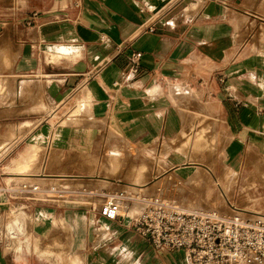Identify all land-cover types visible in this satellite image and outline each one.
Segmentation results:
<instances>
[{
    "label": "crops",
    "instance_id": "0c3cea01",
    "mask_svg": "<svg viewBox=\"0 0 264 264\" xmlns=\"http://www.w3.org/2000/svg\"><path fill=\"white\" fill-rule=\"evenodd\" d=\"M26 2L29 14L0 23V165L30 144L67 152L98 128L144 150L200 121L205 132L213 126L220 160L234 173L242 156L264 155V0ZM135 52L140 72L128 75ZM41 82L43 116L31 111L36 93L21 96ZM114 150L109 157L123 155ZM181 153L171 150L166 161L182 178ZM13 182L22 188L5 185ZM65 191L72 201L83 196ZM49 211L48 226L54 214L71 226L82 264H188L182 252L153 249L125 214L109 221L95 208ZM11 251L0 239V264H37Z\"/></svg>",
    "mask_w": 264,
    "mask_h": 264
},
{
    "label": "rangeland",
    "instance_id": "374dc122",
    "mask_svg": "<svg viewBox=\"0 0 264 264\" xmlns=\"http://www.w3.org/2000/svg\"><path fill=\"white\" fill-rule=\"evenodd\" d=\"M26 3V0H0V23L3 24L12 18H22L26 13L29 14ZM44 84L42 82L37 86L33 84V88L24 86L26 89L21 95L30 96L36 93L37 99L31 111L41 116L49 113L48 111L43 113L46 111L42 101L41 86ZM11 97L15 99L14 96ZM39 105L42 108H38ZM52 123L57 122L54 119ZM36 125L37 123L32 124V127ZM203 127L204 124L200 121L195 128L194 124L190 125L191 133H187L184 128L179 134L180 139L176 138L169 142L162 140L144 150L127 146L109 130L98 128L101 129L98 134L91 131L86 133L81 146H72L67 152L60 151L52 145L49 148L44 147V150L37 145L30 144L17 157L10 156L0 165V193L5 201L4 206L0 208V228L6 251L13 250V240L9 239L8 235L6 236L5 225L9 230L15 228L18 230L20 240L17 241L19 243L21 240L28 242L29 252H19L20 257H25L24 263L26 259H32L37 264H82L83 256L76 250L71 226L65 221H56L55 214L48 226L44 212L54 210L57 214L59 208L65 206L95 208L100 211L104 203V195L122 193L125 197L131 198L119 203L120 214L130 217L140 213L143 208L141 201L143 197H158L173 202L178 208L185 210H217L227 215H234L232 208H239L258 212L264 216V155L248 153L242 156L241 168L236 170L238 174L232 171L233 181L229 172L231 170L222 164L216 151V142L212 139L213 126L206 132L202 129ZM21 128L22 125H18L19 139L22 137L19 133ZM193 130L195 132H192ZM9 132V140L12 142L13 131ZM200 133L202 139L197 140ZM223 139L221 138V142ZM35 147L37 166L35 171L30 173L34 174L39 170L37 174L42 173L48 176L41 177L44 179L36 178L39 180L31 179L33 177H30L28 181L20 180L21 176H15L13 170L18 161L26 157ZM114 149L120 150L123 155L119 158L118 154L117 160L112 162L113 169L106 170L101 166H108L111 161L108 154ZM171 150L182 152L181 154L186 158V163L181 170L182 178L173 172L174 170L166 161L167 154ZM220 156L222 157V154ZM12 158L14 159L11 161ZM40 161L43 162V166ZM141 171L145 174L139 183L136 177ZM49 175H70V177L65 176L66 179L63 178L65 181L60 182L57 181V176ZM104 177L107 178L104 181H108L109 184L100 181ZM4 180L9 184L12 181L22 183L25 188L35 191L30 192L27 189L23 192L17 191L21 187L14 182L8 188ZM137 183L141 187L133 186ZM59 185L60 188L63 185L62 189L66 188L67 192L72 190L82 192L83 194H80L83 196H79L78 199L74 198L72 201V197L67 195L69 193L51 192L52 189L57 191ZM26 205L30 207L27 209ZM33 213L35 215H32ZM99 235L101 236V233ZM28 253L29 255H26Z\"/></svg>",
    "mask_w": 264,
    "mask_h": 264
},
{
    "label": "built area",
    "instance_id": "2783aa9c",
    "mask_svg": "<svg viewBox=\"0 0 264 264\" xmlns=\"http://www.w3.org/2000/svg\"><path fill=\"white\" fill-rule=\"evenodd\" d=\"M140 58L138 52L129 57L128 75L140 72ZM125 199L131 198L106 195L101 217H124L116 201ZM142 202L140 213L131 218L132 228L155 250L182 252L189 264H264V221L217 210H185L158 197H143Z\"/></svg>",
    "mask_w": 264,
    "mask_h": 264
},
{
    "label": "bare ground",
    "instance_id": "6f19581e",
    "mask_svg": "<svg viewBox=\"0 0 264 264\" xmlns=\"http://www.w3.org/2000/svg\"><path fill=\"white\" fill-rule=\"evenodd\" d=\"M23 86V85H22ZM38 108H42V106L39 105ZM81 110V109H80ZM201 138V133L198 134V139L197 140H200ZM202 139V138H201ZM193 141V139H192ZM195 143V142H194ZM199 143V142H198ZM116 151V150H114ZM191 152V150L189 151V153ZM36 154H37V149L35 147V149H32L31 151H29L28 155L26 157H23L20 161H18L17 163V166L15 167V170H13L14 175L15 176H21V179L20 180H24V181H28L30 180V177H33L31 179H36V178H39V179H44V178H41V177H47L48 175H44L42 173H38L39 170L36 172V173H30V172H33L35 171V167L37 166V158H36ZM119 152H111L110 153V156L111 158H109L111 161L108 163V166L107 165H102L101 167L108 170V169H113V161H116L117 160V156H118ZM120 156V155H119ZM40 164H41V161H40ZM39 164V165H40ZM50 165V164H49ZM48 165V166H49ZM11 168V167H10ZM119 169V168H118ZM117 169V170H118ZM11 170V169H10ZM40 172H41V168H40ZM209 172V171H207ZM206 172V173H207ZM231 176L232 177V180L234 181V173L232 171H229ZM144 171H141L137 174V182H139L140 180H143V177H144ZM209 175V174H208ZM210 176V175H209ZM57 181H60L61 179L63 180L64 178V175H59L57 176ZM236 178V177H235ZM39 179H36V180H39ZM104 179H107L106 177L103 178V180L100 179V181H103L105 184H109L108 181H104ZM162 182V181H161ZM140 183V182H139ZM163 184V183H162ZM52 187H55L54 185H51ZM63 186V185H62ZM62 186H61V191H56L55 190H51V192H57V193H63L62 191L66 190L65 189H62ZM133 186H137V187H141V185H139L138 183L137 184H133ZM22 188H25L24 186H22ZM26 189H29V188H26ZM146 189V188H145ZM31 190V189H30ZM32 191H35V190H32ZM144 191V190H143ZM223 193V192H222ZM227 195V194H226ZM61 196V195H60ZM226 199V198H225ZM228 199V198H227ZM226 199V200H227ZM142 201V200H141ZM167 201V200H166ZM169 202V201H168ZM119 203H120V200L116 201V205L118 206V213L120 216H122L120 214V207H119ZM171 204L175 205L173 202H170ZM143 204V203H142ZM176 206V205H175ZM177 207V206H176ZM196 211H205V210H199L197 209ZM232 212L234 215H239V216H243V217H249L251 219H259L261 221H264V216L261 215L260 213L258 212H253L251 210H248V209H239V208H232ZM6 231V236L8 235L9 239L13 240L12 242V245L13 243L15 242H18L17 240H20L19 239V236H18V230L15 228V229H12V230H9V229H5ZM19 243V242H18ZM26 244V241L25 240H21V243L18 244V248H20L21 245ZM12 249H13V252L14 253H18L20 252L19 251H16L13 246H12Z\"/></svg>",
    "mask_w": 264,
    "mask_h": 264
},
{
    "label": "clouds",
    "instance_id": "9594fccd",
    "mask_svg": "<svg viewBox=\"0 0 264 264\" xmlns=\"http://www.w3.org/2000/svg\"><path fill=\"white\" fill-rule=\"evenodd\" d=\"M63 50V49H62Z\"/></svg>",
    "mask_w": 264,
    "mask_h": 264
}]
</instances>
